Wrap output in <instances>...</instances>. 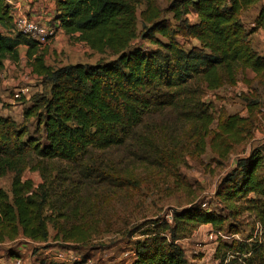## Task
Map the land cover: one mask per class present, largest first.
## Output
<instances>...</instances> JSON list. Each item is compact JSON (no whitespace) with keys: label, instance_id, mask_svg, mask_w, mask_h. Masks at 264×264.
Here are the masks:
<instances>
[{"label":"trees","instance_id":"trees-1","mask_svg":"<svg viewBox=\"0 0 264 264\" xmlns=\"http://www.w3.org/2000/svg\"><path fill=\"white\" fill-rule=\"evenodd\" d=\"M145 2L142 29L138 30V0H55L54 20L67 35L95 52L109 49L117 57L110 62L55 68L45 63V52L35 41L14 31L11 5L0 0V72L6 60L19 61V47L26 46L32 72L49 86L26 110L27 115L36 117L37 127H42V139L28 136L24 140L26 127L18 129L12 120L0 117V177L16 173L11 197L0 188V245L21 235L39 243L50 236L46 213L49 186L34 188L31 180L20 178L25 155L33 154L39 163H75L90 150L125 145L146 118L168 109L199 123L207 135L213 119L206 116L199 84L207 89L233 85L239 71H249L255 74L256 89L264 92V55L251 43L252 35L264 30V0H168L162 9L156 0ZM256 8L254 25L248 28L243 16ZM135 40L157 49L132 47ZM191 41L196 44L184 48V42ZM242 98L248 117H227L211 141L220 157L225 158L231 146L250 133L255 112L262 106L258 91ZM137 141L147 157L153 152L159 160L164 159L160 150L145 149L152 142ZM200 143L203 151L204 138ZM216 196L231 217L243 209L253 213L264 232V145L240 159L237 167L221 178ZM226 220L227 216L192 203L174 211L171 223H145L137 229H143V238L134 242V257L128 264H186L179 241L201 225H212L222 233ZM62 232L56 236L62 235L65 241L81 243L88 238L82 228ZM247 253L253 259L250 264H264L262 242L253 243ZM86 263L83 258L57 264Z\"/></svg>","mask_w":264,"mask_h":264},{"label":"rangeland","instance_id":"rangeland-1","mask_svg":"<svg viewBox=\"0 0 264 264\" xmlns=\"http://www.w3.org/2000/svg\"><path fill=\"white\" fill-rule=\"evenodd\" d=\"M8 2L13 15L23 14L29 18H34L33 14L40 17L42 6L48 4V9L52 6V0H23L19 7L14 6L16 0ZM156 3L162 9L168 0H156ZM146 8L145 0H138V30L142 29L141 12ZM36 21L54 26L51 20ZM83 43L57 30L56 37L39 49L47 52L45 63L55 68L110 62L117 58L109 49L98 53ZM193 44L196 42H184L183 46L187 49ZM132 47L147 51L157 49L140 40H135ZM23 50L22 47L20 54ZM22 62L15 67L9 63L6 70L0 72V117L12 120L18 129L26 127L24 140L28 136L41 138L42 127H37L36 117L27 115L26 110L49 86L32 72L27 57ZM199 87L206 116L213 119L207 135L199 123L168 109L146 118L125 145L104 151L90 150L75 163L57 160L39 163L33 154L25 155L20 178L31 180L34 188L42 184L49 186L52 204L49 203L46 213L50 236L43 243L22 235L15 241L2 243L0 264H13L16 259H21L23 264L71 263L83 258L87 259L86 264H128L134 257V242L143 238V229L137 230L141 225L154 220L171 223L174 211L192 203H206L205 209L227 216V220L221 230L225 238L214 236L212 233L217 230L212 225H201L179 241L185 251L186 264H227L232 260L237 264H250L253 259L247 250L253 243L264 244L263 229L254 214L243 208L241 214L231 217L217 198L216 188L221 178L237 167L240 159L264 145V92L256 89V81L249 71H239L233 85L224 83L220 88L207 89L202 83ZM256 91L261 95L262 106L255 112L254 126L241 142L231 146L225 158L220 157L211 146L217 126L229 116L248 117L242 96ZM137 138L152 142V146L149 143L145 149L148 152L151 147L160 150L164 159L159 160V155L156 157L153 152L147 157ZM201 138L206 145L203 151L200 150ZM15 175L9 172L0 177V188L10 197ZM74 227L86 232L85 242L65 241L62 235L56 236L58 231Z\"/></svg>","mask_w":264,"mask_h":264},{"label":"crops","instance_id":"crops-1","mask_svg":"<svg viewBox=\"0 0 264 264\" xmlns=\"http://www.w3.org/2000/svg\"><path fill=\"white\" fill-rule=\"evenodd\" d=\"M16 1H17V3H15L14 6L15 7H19L20 6V3L23 0H16ZM47 6H48V4L42 6L41 9H40V13H39V11L34 10L35 12L39 13V15H41L40 17H38V14H33L32 17H34L35 19H38V20H40V18L43 19V20H45V21H50L51 20L52 23L54 24V27L56 28V30H60V32H64L63 29L61 28L59 22H57V21L54 20V16H55V0H52V6L50 7V9H48ZM15 7H14V9H16ZM36 9H38V7H36ZM257 12H258V8H256L255 10H252V11L248 12L246 14V16L243 17V22H244V24L248 28H250V27H252L254 25L253 24V21H254V18L256 17V15H257ZM251 43H252L254 49L258 53L264 55V30L260 29L257 32H255L252 35V37H251ZM86 46H88V45H86ZM22 47L25 49V50H23L25 54L24 53L23 54H20V60L18 62H14L12 60H6L3 71L6 70V67H7V65L9 63H11L12 64L11 66H13V67H15L16 65H19L20 66V64L23 63L22 62V59L27 57V54H26L27 47L26 46H20L19 47V53L21 52V48ZM88 48H89V50L91 49L89 46H88ZM48 49H50V48L48 47ZM47 57L48 56H47V52H46L45 53V58L47 59ZM250 76L251 77H254L255 74L252 73V72H250ZM204 226H208V225H204ZM12 261H13V259H12Z\"/></svg>","mask_w":264,"mask_h":264},{"label":"built area","instance_id":"built-area-1","mask_svg":"<svg viewBox=\"0 0 264 264\" xmlns=\"http://www.w3.org/2000/svg\"><path fill=\"white\" fill-rule=\"evenodd\" d=\"M13 15V13H12ZM14 31L23 35L29 36L33 41L37 43L39 47L46 46L51 40L57 35V30L54 26L42 24L36 21L34 18H29L23 14H14ZM206 207V203L202 204V208ZM212 234L214 236L224 237L225 236L217 231ZM13 264H23L21 259H16Z\"/></svg>","mask_w":264,"mask_h":264}]
</instances>
